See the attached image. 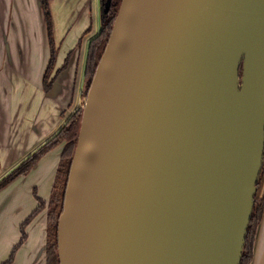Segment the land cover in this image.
Returning a JSON list of instances; mask_svg holds the SVG:
<instances>
[{"label":"water","instance_id":"1","mask_svg":"<svg viewBox=\"0 0 264 264\" xmlns=\"http://www.w3.org/2000/svg\"><path fill=\"white\" fill-rule=\"evenodd\" d=\"M263 154L264 0H121L84 100L59 263L239 264Z\"/></svg>","mask_w":264,"mask_h":264},{"label":"crops","instance_id":"2","mask_svg":"<svg viewBox=\"0 0 264 264\" xmlns=\"http://www.w3.org/2000/svg\"><path fill=\"white\" fill-rule=\"evenodd\" d=\"M49 6L57 48L53 72L69 58L45 91L50 45L40 0H0V177L57 132L81 104L87 46L100 28V0H49ZM61 148L47 152L26 175L0 189V221L8 217L18 227L15 233L10 228L0 233V241H9L3 243L0 263L19 240L21 223L38 205L33 189L49 198ZM26 232L11 264H45V210ZM250 264H264V211Z\"/></svg>","mask_w":264,"mask_h":264},{"label":"trees","instance_id":"3","mask_svg":"<svg viewBox=\"0 0 264 264\" xmlns=\"http://www.w3.org/2000/svg\"><path fill=\"white\" fill-rule=\"evenodd\" d=\"M47 35L50 45V60L46 68L43 86L45 91H49L58 73L66 66V63L53 72L54 60L57 53L56 44L53 38V21L49 6V0H40ZM121 0H100V28L89 39L84 66V89L82 96L86 97L92 78L94 77L98 62L108 42L115 18L117 16ZM53 72V73H52ZM241 72V71H240ZM83 106L76 108L67 118L66 122L50 138L35 148L31 153L24 157L9 173L0 178V188L7 185L20 175H26L37 162L49 151L62 145L59 155V162L55 172L50 196L47 200L41 198L36 189L33 194L37 200V207L21 223L19 231L20 238L12 247L7 259L0 264H11L14 260L18 248L27 239L26 227L33 218L41 211L46 212V244H45V264H60L57 252V226L58 219L62 212L64 193L69 175L70 165L75 153L78 133L81 125ZM264 154L261 171L256 182V191L252 207L250 221L247 225L245 242L239 264H250L253 257V247L257 227L261 221L264 211Z\"/></svg>","mask_w":264,"mask_h":264},{"label":"rangeland","instance_id":"4","mask_svg":"<svg viewBox=\"0 0 264 264\" xmlns=\"http://www.w3.org/2000/svg\"><path fill=\"white\" fill-rule=\"evenodd\" d=\"M84 100H85V97H83L82 96V100H81V104H80V106H83L84 105ZM79 106V107H80ZM75 110V109H74ZM73 109L71 110V113L74 111ZM1 178V177H0ZM4 187V186H3ZM2 187V188H3ZM1 189V188H0ZM30 199H32V194H31V198ZM45 215H46V212H45ZM10 217H13V216H10ZM11 229V232H13L14 231V233L16 232V231H18V227H16V224H15V222H14V219H8V217L6 218V219H2L1 221H0V233L1 234H3V233H6L7 231H8V229ZM2 240V239H1ZM9 242V241H8ZM7 241H4V240H2V241H0V255L2 254V252L4 251V245H3V243H5V244H7L8 243ZM7 256H8V253H7Z\"/></svg>","mask_w":264,"mask_h":264}]
</instances>
